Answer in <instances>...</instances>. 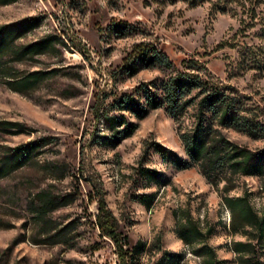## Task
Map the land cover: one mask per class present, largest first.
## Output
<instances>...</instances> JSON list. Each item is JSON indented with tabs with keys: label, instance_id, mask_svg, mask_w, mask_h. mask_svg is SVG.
Returning <instances> with one entry per match:
<instances>
[{
	"label": "rangeland",
	"instance_id": "1",
	"mask_svg": "<svg viewBox=\"0 0 264 264\" xmlns=\"http://www.w3.org/2000/svg\"><path fill=\"white\" fill-rule=\"evenodd\" d=\"M213 1L0 3V122L18 123L0 125V264H119L115 244L96 225L99 199L127 237L130 264H240L233 245L247 241L251 247L241 255L264 264V174L226 170L206 177L196 165L176 170L153 143L185 158L178 134L193 121L192 106L178 125L162 108L137 118L114 105L124 93L140 96L141 84L152 89L166 78L169 71L157 65H138L133 73L126 65L136 50L161 47L178 70L193 60L204 66L213 84L264 124V0ZM34 42L39 49L24 53ZM26 76L31 84L18 88ZM107 115L136 127L110 140ZM213 128L249 150L264 147V138ZM31 143L36 147L14 151ZM44 195L68 203L40 221ZM241 195L263 218L261 232L250 226L246 235L232 232L222 198ZM186 221L201 232L189 242L176 233ZM62 227L63 241L51 243Z\"/></svg>",
	"mask_w": 264,
	"mask_h": 264
},
{
	"label": "trees",
	"instance_id": "2",
	"mask_svg": "<svg viewBox=\"0 0 264 264\" xmlns=\"http://www.w3.org/2000/svg\"><path fill=\"white\" fill-rule=\"evenodd\" d=\"M167 1L170 3L183 1L189 7H193L204 1L212 0ZM218 2L219 0L213 1L215 4ZM0 3H6V0H0ZM219 12H225V8H220ZM114 28L122 34L123 30L119 24H115ZM1 33L2 29H0ZM38 49L39 42H34L24 47L23 52H35ZM126 65H129L127 70L129 73H133L138 65L142 67L157 65L163 70H168L169 73L160 85H153L152 89L147 84H141L140 88L137 89L140 96L133 93L122 94L114 101V105L119 110H126L137 118H142L150 109L162 108L165 114L178 122L179 125L180 118L187 108L191 106L193 108V121L189 128L178 134L186 157H179L168 148L155 142L153 143V150L160 155L163 161L168 162L176 170L187 169L196 165L199 172L206 177L218 175V173H223L226 170L230 174H264V147L256 151L249 150L231 142L220 131L213 128L214 123H216L220 127H232L242 131L252 138H264V124L252 115L244 113L236 97L230 92H226L224 87L213 84L205 74L204 66L193 60L185 69L178 70L161 47L152 46L136 50ZM29 77L22 78L18 82V88L29 86L32 82ZM105 123L111 131L110 140L113 141L130 135L136 127L134 122L126 120L122 115H107ZM0 125L13 128L17 127L18 123L2 121ZM36 145L35 143L24 144L17 146L14 151L16 153L23 152L22 150H29ZM142 171L144 175H152L153 178H157L159 175L154 169L142 168ZM222 199L232 214V232L239 231L246 235L250 233L246 230L247 226L251 227V231H262L263 218L254 212L246 195L223 196ZM38 202L37 215L40 221H43V216L47 212L68 203L65 196L51 195L42 196ZM96 225L100 233L109 237L115 244L119 264H130L132 259L130 251L124 248L128 244L127 237L118 230L114 216L105 207L102 199L98 200ZM66 233L65 227L58 228L49 237L51 243H60ZM176 233L185 242L201 235L197 226L190 221L180 223ZM249 247H251L250 241L234 243L233 251L241 261L240 264H250L249 258L241 255L243 252H247ZM164 253L168 257L174 255L168 252Z\"/></svg>",
	"mask_w": 264,
	"mask_h": 264
}]
</instances>
